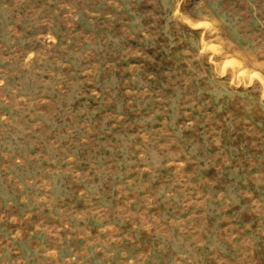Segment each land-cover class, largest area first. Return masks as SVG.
I'll list each match as a JSON object with an SVG mask.
<instances>
[{
  "label": "rangeland",
  "instance_id": "rangeland-1",
  "mask_svg": "<svg viewBox=\"0 0 264 264\" xmlns=\"http://www.w3.org/2000/svg\"><path fill=\"white\" fill-rule=\"evenodd\" d=\"M0 264H264V0H0Z\"/></svg>",
  "mask_w": 264,
  "mask_h": 264
}]
</instances>
